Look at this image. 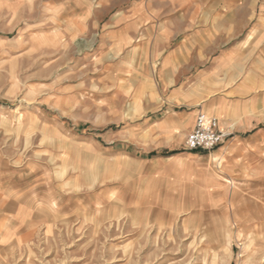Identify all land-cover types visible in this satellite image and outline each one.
I'll list each match as a JSON object with an SVG mask.
<instances>
[{"label":"rangeland","instance_id":"1","mask_svg":"<svg viewBox=\"0 0 264 264\" xmlns=\"http://www.w3.org/2000/svg\"><path fill=\"white\" fill-rule=\"evenodd\" d=\"M0 3V264H264V120L191 152L148 125L173 108L157 80L70 43L64 5ZM176 160L233 184L206 192Z\"/></svg>","mask_w":264,"mask_h":264},{"label":"crops","instance_id":"2","mask_svg":"<svg viewBox=\"0 0 264 264\" xmlns=\"http://www.w3.org/2000/svg\"><path fill=\"white\" fill-rule=\"evenodd\" d=\"M50 2L68 12L60 27L70 43L96 36L97 47L92 52L88 43V51L103 68L112 58L117 70L140 71L142 78L157 80L154 98L164 96L173 108L148 124L155 126L152 130H178L183 140L191 131L187 121L194 126L202 110L219 116L223 127L244 132L264 120V77L254 63L264 56V0ZM186 108L188 113H182ZM251 147L244 143L238 149L248 153ZM177 164L183 177L196 178L206 192H226L227 183L233 184L206 166Z\"/></svg>","mask_w":264,"mask_h":264},{"label":"built area","instance_id":"3","mask_svg":"<svg viewBox=\"0 0 264 264\" xmlns=\"http://www.w3.org/2000/svg\"><path fill=\"white\" fill-rule=\"evenodd\" d=\"M194 126L187 134L185 145L191 151H212L218 149L230 137L234 136L233 126L223 127L219 116L198 111Z\"/></svg>","mask_w":264,"mask_h":264},{"label":"trees","instance_id":"4","mask_svg":"<svg viewBox=\"0 0 264 264\" xmlns=\"http://www.w3.org/2000/svg\"><path fill=\"white\" fill-rule=\"evenodd\" d=\"M193 152L197 153V151H193ZM204 152H206V151H204ZM204 152H198V153H203L204 154Z\"/></svg>","mask_w":264,"mask_h":264},{"label":"bare ground","instance_id":"5","mask_svg":"<svg viewBox=\"0 0 264 264\" xmlns=\"http://www.w3.org/2000/svg\"><path fill=\"white\" fill-rule=\"evenodd\" d=\"M212 183V182H211Z\"/></svg>","mask_w":264,"mask_h":264}]
</instances>
